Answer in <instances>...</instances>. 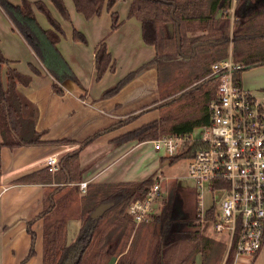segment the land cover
I'll return each mask as SVG.
<instances>
[{
  "label": "trees",
  "instance_id": "1",
  "mask_svg": "<svg viewBox=\"0 0 264 264\" xmlns=\"http://www.w3.org/2000/svg\"><path fill=\"white\" fill-rule=\"evenodd\" d=\"M50 1L63 18L71 19L64 0ZM73 1L76 10L87 20H91L101 16L105 8L112 9L118 0ZM0 6L54 77L53 87L58 94H64L62 83L67 80L81 83L58 47L64 30L44 1L22 0L16 4L11 0H0ZM35 7L46 16L51 28L41 25ZM129 16H136L141 20L143 39L146 44L155 46L156 54L109 88L104 97L118 94L140 71L155 66L159 73L161 97L165 99L158 106H169L193 90L190 87L192 83L189 82L201 80L210 74L212 63L229 54L231 43L233 57L244 65V70L264 64V0H132ZM120 24L118 13L113 12L112 30H116ZM73 38L75 41L88 42L86 34L78 29L74 30ZM32 68L36 73L39 72L35 67ZM115 68L116 63L107 44L101 43L96 54L97 80H101L108 70ZM183 70H188V74L174 80V72ZM31 81L30 75L11 66V61L0 48L2 146L43 143L44 132L36 129L37 108L31 106L25 115L27 102L18 90L19 83L29 85ZM216 91L217 85L213 92L207 94L200 108L180 106L114 140L119 143L144 142L164 135L189 133L198 126L207 125L210 121L209 103L216 96ZM145 111L130 115L111 128L123 126ZM107 130L110 129L102 130L94 137ZM91 140L93 137L64 155L60 159V168L55 173L46 166L43 170L19 179L22 182L39 179L60 184L46 197V209L41 214L45 218L44 262L63 264L69 251L77 247L78 254L73 264H107L113 255L118 257L116 264H197L198 255L204 256L212 241L202 232L199 223H196L199 214L195 218H185L178 222L173 217L172 205L168 201H165L162 213L149 215L148 218L153 219L150 222L147 218L137 223L128 212L130 204L135 199L144 198L159 176L151 174L143 180L134 181L90 182L86 192L81 191L77 183L82 175L80 151ZM59 142L77 143L70 139ZM196 150L197 146H193L185 152L163 157L162 160L173 165L183 158L193 156ZM70 183H74L71 191L80 196L77 216L81 220V228L76 235L69 231V217L56 212L58 199L55 198V193ZM189 191L190 196L195 197V203L190 204H194L197 209L199 193L196 187L189 188ZM103 203L111 205L101 216L93 218V211ZM204 216L207 222L214 221V205L206 209ZM143 226L150 228L151 232L143 234ZM115 229L118 232L114 237ZM29 231L34 241L29 253L32 256L35 253L36 234L31 227ZM144 254H147L146 261L142 259ZM233 254L230 251L225 264H233Z\"/></svg>",
  "mask_w": 264,
  "mask_h": 264
},
{
  "label": "crops",
  "instance_id": "2",
  "mask_svg": "<svg viewBox=\"0 0 264 264\" xmlns=\"http://www.w3.org/2000/svg\"><path fill=\"white\" fill-rule=\"evenodd\" d=\"M11 1L18 4L22 0ZM30 1H44L61 24L64 35L61 36L58 47L81 83L67 80L62 83L64 94H58L53 87L54 77L0 6V48L11 61L12 67L32 77L29 85L19 83L18 90L27 102L25 115L31 106H35L36 129L44 132L43 143L40 144L16 147L0 145V264H46L45 218L41 214L46 209V197L60 184L39 179L22 182L19 179L46 168L50 155H57L61 159L75 150L81 142L93 137L80 151V181L104 183L143 180L158 169L161 177L178 180L172 168L165 167L162 155L159 158L162 164H159L158 169L155 170L157 161L153 168L140 172L141 178L133 174L135 160H139V155L133 154L144 142L152 140L123 143L114 140L130 130L158 119L162 115V108L166 107L158 106L165 99L161 97L159 73L155 66L140 71L118 94L104 97L109 88L156 54L155 46L146 44L143 39L141 20L136 16H129L132 0H118L112 9L105 8L101 16L91 20H87L76 10L73 0H64L71 19L63 18L50 0ZM35 12L44 28L52 27L46 16L36 7ZM113 12L118 13L121 23L116 30H112ZM75 29L86 34L87 43L74 40ZM103 42L112 53L116 68L108 70L101 80H97L96 54ZM32 66L39 72L36 73ZM245 84L249 87L250 80H245ZM251 84L254 85L252 82ZM144 110L146 111L133 121L111 128L120 120ZM106 129L110 130L94 137L96 133ZM62 139L77 143L59 142ZM0 141H3L1 133ZM73 184H65L62 190L55 193V198L58 199V208L55 211L58 214L65 215L72 209L79 195L71 191ZM68 225L70 229L69 221ZM30 227L36 234L35 253L32 256L29 253L34 241ZM72 227L76 235L81 228V220ZM207 236L212 239L209 249L212 246L222 251L226 249V243L212 235ZM226 255L227 249L222 264L226 263ZM200 256L198 255L197 264ZM236 264H264V245L255 257H247L244 262Z\"/></svg>",
  "mask_w": 264,
  "mask_h": 264
},
{
  "label": "built area",
  "instance_id": "3",
  "mask_svg": "<svg viewBox=\"0 0 264 264\" xmlns=\"http://www.w3.org/2000/svg\"><path fill=\"white\" fill-rule=\"evenodd\" d=\"M243 71L244 65L234 59L232 50L212 63L205 78L215 82L217 91L209 103V124L193 132L152 139L154 148L164 150L166 157L197 146L187 158V176L203 192L221 193L213 204V223L226 236L227 257L233 251L234 264L255 257L264 245V88L245 86ZM46 166L55 173L60 158L48 156ZM161 181L157 179L144 198L130 204L128 212L137 223L155 212ZM89 183H78L83 193ZM198 193L200 197L202 192Z\"/></svg>",
  "mask_w": 264,
  "mask_h": 264
},
{
  "label": "rangeland",
  "instance_id": "4",
  "mask_svg": "<svg viewBox=\"0 0 264 264\" xmlns=\"http://www.w3.org/2000/svg\"><path fill=\"white\" fill-rule=\"evenodd\" d=\"M190 33V32H189ZM232 45L233 43L230 44L229 50H232ZM188 70H183V71H175L173 74L174 80H177L184 75L188 74ZM205 78L194 81V82H189L192 83L190 84V87H193V90L188 93L184 98L172 103L169 106H166L165 108H162V114L171 112L174 109H178L180 106H184L185 108H200L203 106L205 102V98L209 92H213L215 90V82L212 79L209 80H204ZM250 80L249 87L253 90L256 89H262L264 88V64L262 65H256L253 67H250L249 69H246L242 73V80L245 86V80ZM251 82L254 84L252 85ZM161 93V89H160ZM162 94V93H161ZM193 132V131H192ZM153 146L152 142H144L133 154V156L139 155V160H135V166L133 168V174L138 175L137 178H141V171L149 170V168H153L156 162L158 161V165L155 168H159V164L162 162H159L162 155L163 157H166L164 150L158 152ZM160 158V159H159ZM88 161H91L89 159ZM188 159L183 158L177 163L171 165L169 164L168 161H165L164 165L167 168L170 166L173 170V173H175L176 176H178V180L175 178H163L161 177V172L160 169L158 171L152 172L155 176H159L158 179L162 178V188H161V197L158 200L156 206H155V212L154 213H162L163 211V206L165 204V201L169 199V194L171 193V190L180 192L182 202H181V212L186 218H195L197 214L198 218H196V223H199V227L202 230V232L206 235H212L214 238H217L224 243H226L227 246V239L224 234L218 233L215 230L214 223L213 221H208L205 220V210L206 208L213 206L215 201L220 197L219 192L213 194H210L208 192H203L202 189H198L196 185V181L192 178H190L187 173L188 169ZM167 172V171H165ZM196 187L198 192H202V195L200 196L199 203L196 207H194V204L191 205L190 202L195 203V197L192 195L190 196V191L189 188L194 189ZM180 189V190H179ZM197 194V193H196ZM215 196V197H214ZM79 195H77V199L75 200V203L72 206V209L69 210V212L65 215L69 216V222L71 228L69 229L70 232L74 233L72 225L74 223H78L80 221L79 217L77 216L78 211H79ZM184 197V198H183ZM197 203V199H196ZM178 213V211H176ZM69 214V215H68ZM177 218H182V217H177ZM204 219V220H203ZM152 217L148 218V222L152 221ZM177 219L178 222H182V220ZM157 229L159 230V226H157ZM118 230H114V237L116 236ZM143 234L147 232H151V229L148 227L143 226L142 230ZM75 234V233H74ZM148 238L150 241V234L148 233ZM227 249V247H226ZM226 249L223 251L218 250L216 246H212L211 249H209L204 256H200V261L199 264H222V260L224 257V252H226ZM204 257V258H203ZM147 254H144L142 259L143 261H146ZM227 258V255H226ZM145 264V263H142Z\"/></svg>",
  "mask_w": 264,
  "mask_h": 264
},
{
  "label": "water",
  "instance_id": "5",
  "mask_svg": "<svg viewBox=\"0 0 264 264\" xmlns=\"http://www.w3.org/2000/svg\"><path fill=\"white\" fill-rule=\"evenodd\" d=\"M179 26V23L177 24V27ZM171 29L173 30V23L170 24ZM110 203H103L100 204L92 213V217L96 218L101 216L110 206ZM77 247H73L68 255L67 258L63 261V264H73V262L75 261V259L77 258ZM118 260V257L116 255H113L111 257V259L109 260V262L107 264H116Z\"/></svg>",
  "mask_w": 264,
  "mask_h": 264
},
{
  "label": "flooded vegetation",
  "instance_id": "6",
  "mask_svg": "<svg viewBox=\"0 0 264 264\" xmlns=\"http://www.w3.org/2000/svg\"><path fill=\"white\" fill-rule=\"evenodd\" d=\"M167 201L172 205L173 217L176 220L177 219L181 220V219H185L186 218L184 216H181V215H184V214L181 212V207L180 206H181L182 198H181V195H180L179 191H176L174 193V191L171 190V193L169 194V199ZM176 211H178V213ZM177 217H182V218H177Z\"/></svg>",
  "mask_w": 264,
  "mask_h": 264
}]
</instances>
